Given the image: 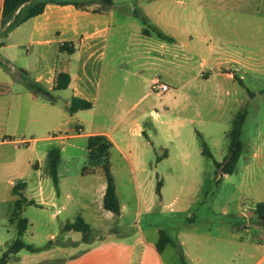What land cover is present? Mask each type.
Returning a JSON list of instances; mask_svg holds the SVG:
<instances>
[{
    "label": "crops",
    "instance_id": "obj_1",
    "mask_svg": "<svg viewBox=\"0 0 264 264\" xmlns=\"http://www.w3.org/2000/svg\"><path fill=\"white\" fill-rule=\"evenodd\" d=\"M72 1H77L80 7L47 4L40 15L10 31L4 40L0 37V63L7 69L0 66V256L16 237L15 221H11L13 204L18 198L13 193L16 188L26 202L33 203L23 207L21 218L28 207L51 209L49 220L57 222L58 233L67 234L65 240L49 249V254L37 264H182L177 252L169 259L163 255L165 248L175 249L173 241L158 253L156 243L161 229L153 223L143 229L140 209L144 206V213L149 212L155 184L160 183H155L161 172L159 167L170 155L168 153L158 162L149 157L147 148L153 147V143L149 141L144 125H148L147 119L157 123L159 116L179 118L187 109L189 96L168 91L161 98L163 102L160 100L156 105L139 108V103L150 95L146 92L137 103L117 113L121 121L117 139L111 134L116 125L103 127L95 119L99 115L105 57L111 47L131 50L127 53L129 60L121 69L128 67L127 74L139 87L151 85L153 80H161L168 74L187 76L183 86L192 80L208 78L203 69L205 60L198 63L197 69L192 68L193 74L184 72L190 68L191 50L210 40L201 33L204 32L202 27L194 26L203 10L198 8L195 0H182L183 9L179 14L168 8L169 1H160L156 6L158 0L149 5L140 4L138 16L171 40H159L150 33L144 34L143 29L125 39L120 35V29L127 21L134 22L137 16L136 9L126 10L125 4L129 0H113L109 7L90 0ZM2 2L0 0V12ZM173 16L185 18L187 26L181 29L182 35L169 24V18ZM163 17L168 19L164 21ZM115 30L116 35L111 33ZM63 45L71 46L73 52L61 51ZM175 60L178 63L175 64ZM174 64L179 69L173 68ZM58 74L69 77L65 90H54ZM226 76L231 78L230 74ZM32 84L47 93L33 90ZM72 98L90 103L91 108L69 114ZM81 113L88 114L82 117ZM165 131L166 128L161 131L164 136ZM95 136L105 138L111 148L117 150L127 172L111 171L120 207L118 216L102 207L105 192L102 161L91 162L87 158V139ZM143 137L144 141L141 140ZM22 142L24 145L21 146ZM52 149L59 151L56 187L46 163L47 153ZM257 156L253 154L252 158ZM87 162L96 165L89 178H86ZM161 188L160 183V194ZM87 197L92 199L94 206L88 203ZM128 216L131 221L126 223L124 220ZM76 217L93 231L89 243H82L77 232L62 231L63 226L72 223ZM5 221L14 229L5 231ZM70 233L75 236H68ZM55 234H49L48 238L53 239ZM251 244L261 252L254 264L264 263V241ZM176 246L182 249L185 243L179 241ZM22 251L11 255L7 264L19 259ZM181 256L185 264L201 261L198 255L192 257L191 250L182 249ZM16 264L23 263L18 261Z\"/></svg>",
    "mask_w": 264,
    "mask_h": 264
},
{
    "label": "rangeland",
    "instance_id": "obj_2",
    "mask_svg": "<svg viewBox=\"0 0 264 264\" xmlns=\"http://www.w3.org/2000/svg\"><path fill=\"white\" fill-rule=\"evenodd\" d=\"M154 1L157 0L126 2V10L136 9L137 16L134 22L127 21L120 29L122 37L126 39L141 29L155 36L150 29L154 25L148 21L144 23L142 19L145 18L138 16L140 4L149 5ZM160 1H169L168 8L175 14L183 9L182 0H158L154 6ZM195 1L203 15L194 26L202 27L204 32L201 33L210 40L191 50L188 64L191 70L184 72L193 74L192 68L197 69L198 63L205 60L203 69L208 78L192 80L186 86H183L188 79L185 75L168 74L159 79L169 91L184 93L190 99L179 118L159 116L157 123L147 119L148 125H144L145 133L153 143V147L147 148L149 157L170 155L160 165L161 172L155 178V183H161V194H156L154 189V201L149 212L144 213V206L140 209L141 227L147 229L149 224H156L173 241L175 249L163 248V255L168 259L173 252L181 256L182 249H185L191 250L192 257L198 255L201 258L198 264H254L261 252H257L251 242L264 241V224L254 213L256 205L264 203V0ZM166 18L163 17L164 21ZM169 24L180 35L181 29L187 26L185 18L178 16L170 17ZM116 31L111 33L116 35ZM116 48H109L105 57L99 115L95 119L103 127L116 125L111 132L114 139L121 131L117 113L137 103L146 92L150 95L139 103V108L156 105L160 100L163 102L161 98L166 94L158 97L151 85L139 87L135 84L126 72L128 67L121 69L129 60L127 53L131 50ZM175 64L173 68L179 69ZM156 110H159L158 105ZM241 110L246 115L240 134V157L232 174H216L212 160L200 154L197 134L207 145L213 160L221 162L226 154L227 133L232 119ZM81 114L84 117L88 113ZM160 122L170 124L165 126ZM165 128L166 136L161 132ZM141 140L144 141L145 137ZM253 154L258 155L256 159L252 158ZM108 161L110 172L127 173L116 149L110 148ZM95 169L96 165L87 162L86 178ZM87 201L94 206L90 197ZM51 212V209H25L22 218L27 220L28 227L22 241L37 251L30 253L24 250L19 259L11 260V264L18 261L35 264L49 254V249L65 240L67 234L58 233L57 222L49 220ZM124 221L127 223L131 219L128 216ZM3 228L5 231L14 229L7 221L3 222ZM51 233H56L53 239L48 238ZM72 234L68 236H75ZM179 241L185 243L182 249L176 246Z\"/></svg>",
    "mask_w": 264,
    "mask_h": 264
},
{
    "label": "trees",
    "instance_id": "obj_3",
    "mask_svg": "<svg viewBox=\"0 0 264 264\" xmlns=\"http://www.w3.org/2000/svg\"><path fill=\"white\" fill-rule=\"evenodd\" d=\"M93 3H97L102 7H109L113 4V0H90ZM47 4H56V5H73L74 7L79 8L80 5L77 1L72 0H3L2 8L0 12V37L6 36L10 31L26 22L27 20L40 15L43 12L45 5ZM145 23V20L142 19ZM151 32L159 40L170 41V38L164 36L159 30L155 27H150ZM144 34L149 32L146 29H143ZM61 51H66L71 54L73 48L71 46L63 45L60 48ZM0 66L3 70H7L6 67L0 63ZM69 85V77L67 74H58L56 77V83L54 90L62 91L65 90ZM32 89L37 92H42L46 94L47 92L43 91L36 84H32ZM91 108V104L85 101L72 98L68 105V113L74 114L78 111H86ZM246 112L244 110L239 111L235 114L231 122V127L227 133L228 144L226 148V154L223 157L221 162H216L213 160L211 153L209 152L207 145L202 140L201 136L197 134L198 144L200 148V154L212 160L215 173L221 175H230L235 169V165L240 157L242 151V142L240 140V134L242 125L245 119ZM111 144L105 140V138L100 136L89 137L87 139L86 149H87V158L91 162L102 161V172L105 179V192L102 199V207L105 211L112 213L114 216H118L120 213L119 203L115 194V185L114 180L110 172L109 167V150ZM162 157H157L156 161L158 162ZM47 168L48 173L53 181L54 186L56 187V170L59 163V151L57 149H52L47 153ZM160 183L157 182L155 187L156 194H159ZM13 193L18 196L13 204V211L11 214V221H15V233L16 237L7 247L6 251L0 256V264H7L8 259L11 255L17 254L21 250H25L30 253H34L37 250L33 247L25 244L22 241V236L24 235L27 229V220L20 217L21 211L26 205H33L32 202H26L21 194L17 191L16 188L13 189ZM257 219L261 224H264V203H259L255 207L254 211ZM63 232H77L81 235L82 243H89L93 238V231L80 217H76L72 223L66 224L62 228ZM171 243V239L162 231L158 232V240L156 243V249L160 253L165 245ZM182 264H185L182 257L180 256Z\"/></svg>",
    "mask_w": 264,
    "mask_h": 264
},
{
    "label": "built area",
    "instance_id": "obj_4",
    "mask_svg": "<svg viewBox=\"0 0 264 264\" xmlns=\"http://www.w3.org/2000/svg\"><path fill=\"white\" fill-rule=\"evenodd\" d=\"M151 89L158 97L169 91V88L165 84L160 83L158 79L153 80ZM22 145H24V142L21 143V146Z\"/></svg>",
    "mask_w": 264,
    "mask_h": 264
}]
</instances>
